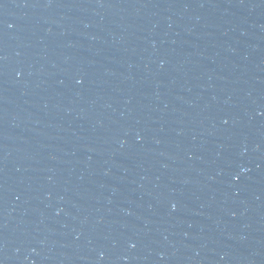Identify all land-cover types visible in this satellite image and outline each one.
<instances>
[{
  "label": "water",
  "instance_id": "water-1",
  "mask_svg": "<svg viewBox=\"0 0 264 264\" xmlns=\"http://www.w3.org/2000/svg\"><path fill=\"white\" fill-rule=\"evenodd\" d=\"M0 264H264V0H0Z\"/></svg>",
  "mask_w": 264,
  "mask_h": 264
}]
</instances>
